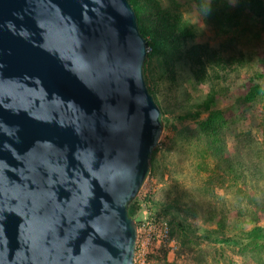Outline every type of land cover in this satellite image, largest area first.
<instances>
[{
  "label": "water",
  "instance_id": "95a60500",
  "mask_svg": "<svg viewBox=\"0 0 264 264\" xmlns=\"http://www.w3.org/2000/svg\"><path fill=\"white\" fill-rule=\"evenodd\" d=\"M148 52L129 0H0V264H135Z\"/></svg>",
  "mask_w": 264,
  "mask_h": 264
},
{
  "label": "rangeland",
  "instance_id": "374dc122",
  "mask_svg": "<svg viewBox=\"0 0 264 264\" xmlns=\"http://www.w3.org/2000/svg\"><path fill=\"white\" fill-rule=\"evenodd\" d=\"M163 5L177 9L196 27L195 43L208 44L225 58L245 54L244 66L234 62L227 70H218L222 79L216 84L219 90L224 87L230 89L228 94L232 92L217 98L215 108L230 113L226 145L236 173L231 176L233 181L227 175L221 186L223 172L212 160H207L210 171L199 169L203 145L196 137L198 122L192 115L194 105L204 99L212 84L196 82L185 63L179 64L173 74L145 77L160 108L164 131L155 158L150 161V174L133 201L134 219L145 224L139 232L134 262L251 264L241 248L248 241L246 232L252 225L240 216L238 208L243 199L238 198L237 190L264 200V29L252 17L244 16L236 30L220 33L205 20L195 0H163ZM252 80L261 91L247 101L238 88ZM193 209L199 216L192 215ZM216 212L224 218V231L213 232L217 226L211 214ZM179 218L193 227L194 234L193 240H187L183 256L182 247L172 235V223ZM260 224L264 228V222ZM223 236L237 238L241 247L223 244Z\"/></svg>",
  "mask_w": 264,
  "mask_h": 264
},
{
  "label": "trees",
  "instance_id": "16d2710c",
  "mask_svg": "<svg viewBox=\"0 0 264 264\" xmlns=\"http://www.w3.org/2000/svg\"><path fill=\"white\" fill-rule=\"evenodd\" d=\"M195 1L205 20L220 33L236 30L241 25L244 16L252 17L264 29V0ZM129 2L136 11L140 32L149 43L150 52L144 64L146 80L149 74H158L160 77L173 74L179 64L185 63L191 67L196 82L212 84L204 99L194 105L195 110L192 117L198 122L196 137L203 145L199 155L203 161L200 163L199 169L206 173L210 171V162L207 160H212L216 169L223 172L221 186H224L227 175L233 181L231 176L236 171L226 145L230 113L215 108L217 98L227 95L230 91L229 88L224 87H220V91L217 87L216 84L222 79L218 70H227L228 66L234 62L244 66L247 63L245 54L239 53V57L225 58L210 45L195 43L196 27L177 9L171 6L165 7L163 0H129ZM252 83L253 85L250 86ZM252 83L238 88V93L247 101L261 91L255 81L252 80ZM149 91L153 94L150 88ZM231 94L232 92L228 95ZM203 115L206 116L202 117ZM161 119L163 121L162 116ZM156 153L157 147L153 149L150 161L155 158ZM237 196L239 199H243V205L238 208L240 216L248 225H252V229L246 232L248 241L241 248V252L244 253V257L249 263L264 264V228L260 224L264 222V200L241 189L237 190ZM133 205L132 201L128 211L129 215L135 218ZM190 211L194 217L199 216L197 210ZM211 216L217 226L213 232L224 231L226 229L224 218L217 212ZM137 223L139 224L138 221ZM172 235L182 247L180 255L183 256V253L186 252L183 249L187 246V240L194 239L193 227L179 218L172 223ZM220 242L228 246L241 247L235 237L226 238L223 236Z\"/></svg>",
  "mask_w": 264,
  "mask_h": 264
},
{
  "label": "built area",
  "instance_id": "2783aa9c",
  "mask_svg": "<svg viewBox=\"0 0 264 264\" xmlns=\"http://www.w3.org/2000/svg\"><path fill=\"white\" fill-rule=\"evenodd\" d=\"M159 221H160L159 218L158 219L155 218V222L159 223ZM144 227H145V224H141V225L139 224V226H138V236H139L140 230L143 229ZM165 231H166V233L168 232L167 229Z\"/></svg>",
  "mask_w": 264,
  "mask_h": 264
}]
</instances>
